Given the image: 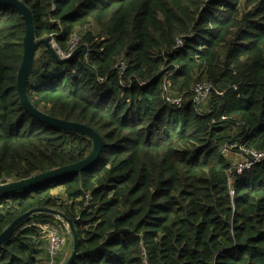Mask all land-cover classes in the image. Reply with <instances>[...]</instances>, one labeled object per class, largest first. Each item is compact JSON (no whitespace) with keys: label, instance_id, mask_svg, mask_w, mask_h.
<instances>
[{"label":"trees","instance_id":"obj_1","mask_svg":"<svg viewBox=\"0 0 264 264\" xmlns=\"http://www.w3.org/2000/svg\"><path fill=\"white\" fill-rule=\"evenodd\" d=\"M21 1L38 39L66 51L80 37L62 62L40 46L29 100L93 127L103 149L81 172L3 195L0 234L27 211L52 208L75 227L69 264H142L143 249L151 264H264V159L229 175L220 153L232 142L264 152V0ZM25 29L18 9L0 4V178L14 181L78 162L93 148L86 135L22 105ZM168 76L180 79L171 84L175 95L188 97L203 79L215 89L203 108L189 100L179 108L166 101ZM56 218L43 212L24 221L0 244V264H49L43 232L28 223ZM66 234L63 264L74 245L70 227Z\"/></svg>","mask_w":264,"mask_h":264},{"label":"water","instance_id":"obj_2","mask_svg":"<svg viewBox=\"0 0 264 264\" xmlns=\"http://www.w3.org/2000/svg\"><path fill=\"white\" fill-rule=\"evenodd\" d=\"M0 4H7L16 7L18 11L21 13L22 17L24 18L26 25L25 36L23 41V45H24L23 59L18 71V78H17L18 93L22 105L24 106L26 111L30 113L33 117L52 126L64 130H70L84 134L88 138H90L93 142V148L91 152L84 159L78 162H75L67 166L58 167L49 171L40 172L28 178L1 184L0 185V198H1L3 195L9 194L11 192L33 188L45 184L47 182H50L51 180L64 177L68 174L78 173L89 168L99 159L100 153L103 149V140L102 137L99 135V133L93 127L84 123L53 117L47 114L46 112L36 108L28 97L27 83L30 74H32L33 72L36 55L41 45H45L47 48H50L55 58L60 62L66 61L68 58L72 57L76 53L78 48L73 51L70 57L62 58L60 56L59 50L55 49V47L52 45V40L50 38L38 39L36 37L32 12L30 8L27 6V4H25L21 0H0ZM43 212L51 213L58 216L62 220L66 221L69 227L71 228L74 238V245L71 255L66 262V264H69L73 256L75 255L77 249V235L75 232V227L73 222L69 218H67L62 212L52 208H35L27 211L23 215L16 218L0 234V244L5 242L14 233L17 227L20 226L24 221L30 220L31 217Z\"/></svg>","mask_w":264,"mask_h":264},{"label":"built area","instance_id":"obj_3","mask_svg":"<svg viewBox=\"0 0 264 264\" xmlns=\"http://www.w3.org/2000/svg\"><path fill=\"white\" fill-rule=\"evenodd\" d=\"M80 43V37L77 34H74L71 42L69 44V47L66 51H61L60 56L62 58H68L72 55L73 51L77 49L78 45ZM184 45V41L181 37L177 39L176 48H181ZM121 72H123L127 65L124 60H122L119 63ZM215 89V86L213 82L203 79L197 81L195 84L192 85L190 89V95L188 97H185L183 95H172L168 92V86H167V80L164 81V91H165V98L166 101L176 107H182L188 100L192 102L197 108L205 104L213 90ZM220 153L227 157L229 161L231 162V168L229 170V175H231L233 172L235 173H242L245 170L252 169L257 163L263 161L264 159V152L257 151L252 148H248L244 145H241L236 142L225 144L221 147ZM232 154H235L234 156H231ZM238 157V158H234ZM230 182H232V177H229ZM14 180L11 178H0V185L13 182ZM231 194L234 195L235 191L231 187L230 190ZM29 226L33 225L37 228H39L43 233L47 235L48 238V251L51 256V262L55 261L56 257L62 252L66 242L67 238L64 233H62L59 230V227L55 224H52L50 222H42V221H32L28 223ZM142 264H151L147 252L145 249H143V256H142Z\"/></svg>","mask_w":264,"mask_h":264},{"label":"rangeland","instance_id":"obj_4","mask_svg":"<svg viewBox=\"0 0 264 264\" xmlns=\"http://www.w3.org/2000/svg\"><path fill=\"white\" fill-rule=\"evenodd\" d=\"M52 45L55 47V49H57V50H59L58 49V46H57V44L55 43V42H52ZM42 46V45H41ZM78 48V47H77ZM42 48L40 49V52H42ZM39 52V53H40ZM33 81H34V79H33ZM35 83H37V82H35ZM180 84V79H178V78H176V77H172V76H168V80H167V86H168V92L170 93V94H172V95H175L174 94V91H175V89H172V87H171V84ZM206 104H204L203 106H202V108L205 106ZM181 129V128H180ZM179 129V130H180ZM178 130V131H179ZM178 131L177 132H173L174 133V135L175 134H177L178 133ZM235 154H232L231 156H234ZM234 158H238V157H234ZM238 159H240V158H238ZM57 218H56V220H51L50 221V223H52V224H55V225H57L58 227H59V230L62 232V233H65V232H63V230H64V227H63V225H62V222L60 221V220H58V219H61V218H59L58 216H56ZM54 222V223H53ZM67 224V223H66ZM68 225V224H67ZM68 228H69V226H67ZM65 231V230H64ZM69 235V234H68ZM66 233H65V236H66V238L68 239V236ZM68 241V240H67ZM67 246V245H66ZM68 247V249H67V252L69 253V246H67ZM64 251V250H63ZM65 252V251H64ZM66 256H67V254H66ZM66 259V258H65ZM65 259L63 258V260H62V262H64L65 261ZM60 263V262H59ZM50 264V263H49ZM53 264V263H52ZM54 264H56L55 262H54Z\"/></svg>","mask_w":264,"mask_h":264},{"label":"crops","instance_id":"obj_5","mask_svg":"<svg viewBox=\"0 0 264 264\" xmlns=\"http://www.w3.org/2000/svg\"><path fill=\"white\" fill-rule=\"evenodd\" d=\"M173 89V88H172ZM177 92H176V90L174 91V94H176ZM54 223V222H53ZM68 224V223H67ZM66 223H62V225H63V227H64V230H63V232H65L66 233V228H67V225ZM64 233V234H65ZM44 235V239H45V244L43 245V248H44V254H43V257H45V258H49L50 259V264H52L51 263V256H50V254H49V251H48V238H47V235L45 234V233H43ZM68 237V239L67 240H69V235L67 236ZM67 243H68V241L66 242V244H65V247H64V251H65V257H64V259L67 257L66 256V254L68 255L69 253L67 252V247H66V245H67ZM63 250H62V252H63ZM58 264H63V262L61 261L60 263H58Z\"/></svg>","mask_w":264,"mask_h":264}]
</instances>
